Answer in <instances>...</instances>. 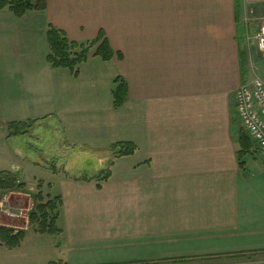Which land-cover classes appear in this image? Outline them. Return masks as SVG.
<instances>
[{"label": "crops", "instance_id": "0c3cea01", "mask_svg": "<svg viewBox=\"0 0 264 264\" xmlns=\"http://www.w3.org/2000/svg\"><path fill=\"white\" fill-rule=\"evenodd\" d=\"M261 24L264 0H47L21 18L0 11V74L22 78L16 94L0 85L5 142L20 136L8 124L51 121L69 151H93L110 170L105 181L67 170L50 176L48 193L62 204L57 235L27 230L31 189L0 193V226L26 230L15 248L0 241V264L29 255L43 264H233L236 256L264 264V163L234 102L240 86L264 83V53L253 70L248 63ZM49 26L74 42L103 36L115 56L90 57L77 75L53 69ZM117 78L128 86L119 109ZM120 144L134 154L116 157ZM6 212L20 216L2 222Z\"/></svg>", "mask_w": 264, "mask_h": 264}, {"label": "rangeland", "instance_id": "374dc122", "mask_svg": "<svg viewBox=\"0 0 264 264\" xmlns=\"http://www.w3.org/2000/svg\"><path fill=\"white\" fill-rule=\"evenodd\" d=\"M261 25H258V29ZM254 33H251L252 43H250L249 48V56H248V63L253 70V59L256 55V47L254 42ZM2 43H0V53L2 50ZM6 44H4L5 46ZM12 43L8 42V50L9 53L12 51L14 52V47L11 48ZM11 48V49H10ZM11 50V51H10ZM8 77V78H7ZM22 80L20 75L14 76H5L0 74V85L4 84V87L8 88L10 94H16V85H14L15 81L18 82ZM18 93V92H17ZM31 102V100H28ZM32 109L33 112L36 110V106L29 107ZM18 110L20 108H17ZM18 117V116H16ZM22 117V114H21ZM37 122V121H36ZM22 123V122H21ZM18 125L19 123H14L12 128H9L8 124V134L9 132L13 133L18 130H22L20 136L14 141V146L10 141L8 143L5 142V135L7 134V129H5L6 125L0 127V168L10 167L14 164V166L20 167V170L15 171V175L18 179V183H21V180L25 183L27 189H31V191L27 192L24 191L30 198V195L40 194L42 198L47 200V198H54L55 192L48 190L50 189L47 185V180L50 179L52 174H57L58 170L61 172L69 171L71 173L81 172L82 175H99L102 173L103 169L100 170V157L98 154L94 153L93 151H88L86 154L83 152H72L67 149V147L63 144V135L62 132H59V129H56V124L53 122H23L25 125ZM13 124V123H12ZM32 124V125H31ZM23 126L25 128H23ZM26 132V134H25ZM10 135V134H9ZM9 138V137H8ZM7 146V148H6ZM113 150V149H112ZM108 153V152H107ZM103 155H106L104 152ZM37 161L42 163L41 165L43 168L35 170V174L37 175L34 177V172L28 166V162ZM48 169V173H46V169ZM23 174V176H22ZM44 181V183L42 182ZM30 187V188H29ZM30 194V195H29ZM32 199V198H31ZM33 207V206H32ZM32 211V208L28 212H24V215H28ZM11 219L8 217H2V222H9ZM16 226L20 227L22 220H15ZM37 229V225H31L28 223V231L35 232ZM23 231L24 233L26 230H18ZM46 245V244H45ZM27 260L25 264H43L44 258L39 260V263H36L34 257L29 255L28 258L24 259ZM229 262L235 264V262L242 263V264H252L253 260L249 256H236ZM60 263V262H57ZM53 264V263H48Z\"/></svg>", "mask_w": 264, "mask_h": 264}, {"label": "trees", "instance_id": "16d2710c", "mask_svg": "<svg viewBox=\"0 0 264 264\" xmlns=\"http://www.w3.org/2000/svg\"><path fill=\"white\" fill-rule=\"evenodd\" d=\"M47 0H0V11L7 9L15 17L21 18L26 13L31 11H43L46 7ZM46 42L48 53L46 56L47 63L53 69H66L77 75L80 65L85 63L90 57H99L102 61L108 62L113 59L115 53L110 48L103 36L98 37L97 40L90 42H74L69 40L59 30L49 26L46 32ZM112 88V102L115 109L121 108L127 98L128 86L123 79L117 78L113 82ZM25 125L24 123H21ZM13 124L9 125L12 128ZM20 125V123L18 124ZM23 128H25L23 126ZM22 130L13 132L14 135H19ZM125 148L116 154V157L133 155L136 147L132 144H120V146H113ZM110 176L109 168L97 175L94 178L83 177L82 181H105ZM19 189H23V184L18 183L15 174L0 171V193H9ZM30 195V194H29ZM33 201L32 211L28 215V223L37 225L36 233L40 235H57L60 231L57 229L55 220L58 211L61 208V198H47L45 201L40 194L30 195ZM25 233L19 231L17 233L12 229L0 226V241L6 243L8 247L15 248L19 246L23 240ZM61 264V263H53Z\"/></svg>", "mask_w": 264, "mask_h": 264}, {"label": "built area", "instance_id": "2783aa9c", "mask_svg": "<svg viewBox=\"0 0 264 264\" xmlns=\"http://www.w3.org/2000/svg\"><path fill=\"white\" fill-rule=\"evenodd\" d=\"M256 50L264 53V25L254 34ZM235 112L255 150L264 156V83L255 78L238 88L234 95ZM7 216L15 218L17 215L7 212Z\"/></svg>", "mask_w": 264, "mask_h": 264}, {"label": "water", "instance_id": "95a60500", "mask_svg": "<svg viewBox=\"0 0 264 264\" xmlns=\"http://www.w3.org/2000/svg\"><path fill=\"white\" fill-rule=\"evenodd\" d=\"M258 158L264 163V156L262 154H259Z\"/></svg>", "mask_w": 264, "mask_h": 264}]
</instances>
